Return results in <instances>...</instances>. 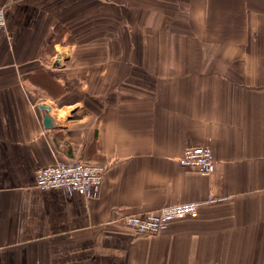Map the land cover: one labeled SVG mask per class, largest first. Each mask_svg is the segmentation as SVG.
Instances as JSON below:
<instances>
[{"label": "crops", "instance_id": "1", "mask_svg": "<svg viewBox=\"0 0 264 264\" xmlns=\"http://www.w3.org/2000/svg\"><path fill=\"white\" fill-rule=\"evenodd\" d=\"M0 7V264H264V0ZM196 146L210 176L179 165ZM73 161L96 192L37 188ZM193 201L155 236L118 221Z\"/></svg>", "mask_w": 264, "mask_h": 264}, {"label": "built area", "instance_id": "2", "mask_svg": "<svg viewBox=\"0 0 264 264\" xmlns=\"http://www.w3.org/2000/svg\"><path fill=\"white\" fill-rule=\"evenodd\" d=\"M5 27V12L0 7V29ZM178 162L183 168L195 171L203 176H210L213 168V153L208 146L190 147L186 149ZM105 173L106 167L100 164L85 161L56 163L38 169L36 186L44 191L64 189L82 194L93 193L101 186ZM203 204L204 202L193 201L168 205L152 212L120 216L118 221L138 234L155 236L170 221L185 217L197 218L199 206Z\"/></svg>", "mask_w": 264, "mask_h": 264}, {"label": "water", "instance_id": "3", "mask_svg": "<svg viewBox=\"0 0 264 264\" xmlns=\"http://www.w3.org/2000/svg\"><path fill=\"white\" fill-rule=\"evenodd\" d=\"M42 109H43V111L45 113V119H44V121H45L46 127L48 129L49 128H52L54 124H53V121H52V119L50 117L51 109L49 107L45 106V105L42 106Z\"/></svg>", "mask_w": 264, "mask_h": 264}]
</instances>
